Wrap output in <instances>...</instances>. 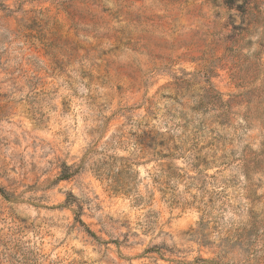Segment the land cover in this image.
<instances>
[{
    "label": "clouds",
    "instance_id": "obj_1",
    "mask_svg": "<svg viewBox=\"0 0 264 264\" xmlns=\"http://www.w3.org/2000/svg\"><path fill=\"white\" fill-rule=\"evenodd\" d=\"M0 264H264V0H0Z\"/></svg>",
    "mask_w": 264,
    "mask_h": 264
}]
</instances>
